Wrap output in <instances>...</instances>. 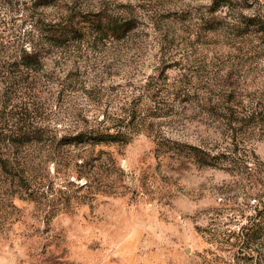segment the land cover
Returning <instances> with one entry per match:
<instances>
[{"label":"rangeland","instance_id":"rangeland-1","mask_svg":"<svg viewBox=\"0 0 264 264\" xmlns=\"http://www.w3.org/2000/svg\"><path fill=\"white\" fill-rule=\"evenodd\" d=\"M211 2L0 0V138L38 136L27 185L0 177V264L262 258L264 0ZM124 11L134 28L96 34ZM98 131L122 140H76Z\"/></svg>","mask_w":264,"mask_h":264},{"label":"trees","instance_id":"trees-1","mask_svg":"<svg viewBox=\"0 0 264 264\" xmlns=\"http://www.w3.org/2000/svg\"><path fill=\"white\" fill-rule=\"evenodd\" d=\"M228 2L229 0H212V8H214L213 10H215L219 6L225 5ZM124 13H121L116 17L114 14H96L93 16L94 19L90 22L92 23L96 34L103 35L109 33L112 36H121L135 26L133 20L128 18V12L124 11ZM259 30L264 33V28H260ZM62 36L63 34H60L58 39H61ZM35 59L36 55L32 52L23 55L22 66L26 69L32 70L36 65L34 62ZM7 124L8 123H6V125ZM16 133H14L13 135H4L2 140L0 138V177H4V180H9V186L14 189V192L15 190H19V188L22 189L23 186L27 185L26 180H28L27 177H25L24 171L18 170V166L20 163L19 159L17 158V154L24 145L32 142V140H38L35 139L38 136H32L29 132L18 131ZM76 140L78 143L91 142L93 144H112L121 142L122 137L121 134L117 132L110 133L105 131H98L91 132L90 135L81 134L77 137ZM186 155L190 157L198 167L216 166L217 157L202 152L200 148L188 147ZM32 178H30V181L32 180ZM2 183H5V181H2ZM258 215L261 216L262 214L259 213ZM261 217L264 218V215H262ZM261 256L262 258H259L257 260V264L264 262V252L261 253Z\"/></svg>","mask_w":264,"mask_h":264}]
</instances>
